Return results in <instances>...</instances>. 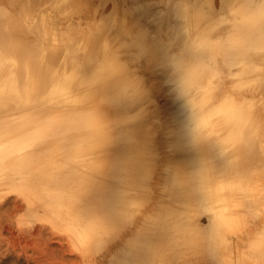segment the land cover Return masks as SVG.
<instances>
[{"label":"rangeland","instance_id":"obj_1","mask_svg":"<svg viewBox=\"0 0 264 264\" xmlns=\"http://www.w3.org/2000/svg\"><path fill=\"white\" fill-rule=\"evenodd\" d=\"M10 1H12L11 3H13V4H10L9 3ZM70 1H71V3H70ZM108 1H110V2L115 1L116 5H115V2H113L111 4L110 2L108 3ZM243 1L245 3H243ZM261 1L262 0H260V1L259 0L258 1L257 0H220L219 6H217L216 0H112V1L111 0H57L56 4H52L53 0H9L8 2H7V0H0V7L3 8L4 10H6L8 13H10L12 16L16 17L17 20L20 22V24L19 23H12L11 24L8 21H6L4 24L0 25V33L11 32L9 35H7L10 38L11 37L18 38V39L23 40L26 43L41 46V47H46L47 49H50L51 47H54V46H59L60 45L59 39L61 37H63L64 34L65 35L68 34L67 38L72 39L71 40L72 44L69 42L70 45L71 46L73 45V47L79 46V50L78 49H75V50L70 49V52L72 53V55H71V58L69 59V65H71V66L68 67V71L70 74H72L73 72L79 73L80 79H82L81 77L84 75L83 71L85 69V67L84 68L82 67V63L87 62V59H88L87 54L83 50V48H84L83 46H85V44L82 42V40H85L87 38V35H89L91 33V31H96L100 27V24L103 25L108 31H112L111 34L109 35V38L115 39L118 37V35L116 34L117 33V27H120V25L121 26L123 25V23H121V22H123V20L125 18L129 20V19L133 18L134 15L135 16L140 15L141 13H139V12H142V11L146 12L147 11L146 12L147 16H149V15L150 16L146 17L145 19L144 18L142 19V22L144 24H143V27H140V28H143L142 30H144L147 33V34L145 33L146 36H145V34L142 35L144 38L147 37L149 40V42L146 43L147 49L145 48V49H142L140 51L131 49L132 48L131 46L135 43L133 40H134V38L136 39V37H137V35L136 34L133 35V33H131V31L139 28L136 25V23L139 21H137V22L132 21V26L129 25L128 31L125 33H121L119 35L121 40L117 42V45H118V47H121V50H122L120 52V54H121L120 62L123 65V69H126L127 73H128L126 75H121V76L124 78L130 77L132 79H134L135 76L137 78H138V76L141 77V78H138V79H141V80H139L141 83H139V84L137 83L136 85L146 87L145 86V84H146L147 87H149V88H147V87L146 88L149 89V92H150L149 94L151 97V98H149V96H148L149 99L147 98V99H145V102H143V101L141 102L139 109H141L142 111L138 110V108H134L132 105H131L132 108L129 107V109L133 110V112H132L133 115L135 112L134 116H138V115L146 112V115H147L146 118L149 120L148 125L153 126L147 134V140L150 139V136H151L150 142H149V140H148L149 143L146 141L147 145L141 143L138 140H132L131 138L127 137L125 135V133L123 134V129L116 128L114 125V122L118 118L120 119L122 117L120 115H123V111L121 109L122 106L120 104L113 105L114 103H111V101L113 100V96H112V92L109 90L98 91L96 99L91 98V97L90 98H83V99H75L72 97V98H61L59 100V102H53V105H52L53 111L57 112L59 114V116H60V112H61L62 117H63V115L65 116V114L67 116L72 111L74 112V110L76 112H77V110L81 112V111H84V109L85 110L89 109L88 111L92 112L91 115L89 114V112L87 110L84 111V112H86L85 114H84V112H82V114H84L86 116V117L84 116L85 117L84 119H88V121L85 124L79 123V126L76 128V130L79 129V130H77V132H79L81 134V136L80 135L77 136L78 138L75 137L76 135L79 134V133L75 132L76 130L66 131L65 133H63L61 138H64V137L68 138V136H69L70 138L75 137V140L74 139L71 140L72 138L70 140H69V138H68V140H66L64 138V140L62 142L61 138H58L57 139L58 143H57L55 138H54L53 143L55 145L56 144L59 145L60 143H62L64 147L66 145L67 149H65L66 154H64V158L76 160L75 164L79 165L80 168L82 169V171L85 172V176H84L85 178L84 177H77L76 179L73 180V178L70 177V178H68V180L70 182L76 181V183L77 182L83 183V184H81L82 188H84V190L90 194L91 193L95 194L96 192L97 193L101 192L103 189L109 190L110 191L109 196L111 197V200H112V206L117 210L115 213L120 217V219L122 218V220H124V221L126 220V222H127L126 227L123 228L122 232L119 234V236L116 239H113V241L108 242V245L104 248L102 255H94L91 253L86 254V252L84 250H82L80 245L77 243L76 236L73 233V231L75 232V230L77 229L76 225L73 226L65 220L58 221V220L53 219V218L48 219L47 215L44 213V210H43L44 208L42 206H40L38 203L35 204V203H31L29 201L30 200L29 195L31 194V188L34 187L32 184H30V186L19 185L20 189L18 191L14 190V189L10 190L9 188L6 189L4 186H0V192H1L0 193V203H1L0 206H1V208L5 207V206L9 207V209H8L9 211L7 213L8 217L6 215L3 216V214H1L2 216L0 215V234H1L0 242H2V244L0 243V247L1 248H2V246H3V248L7 247V250L4 248V251H3V249L2 250L0 249V251H1L0 252V264H50V263L51 264H103L108 259L110 254L112 252H114L116 249H118L119 247H121L123 242L128 237L133 235L134 232H136V231H140V233L144 237L148 238V240L145 238V240H144L145 243L142 246L141 251H145V253H147V252H153L155 250H158L160 252V255H158L154 259H148V260L145 259L144 264H152V262L154 264H167L168 263L167 261L169 260V255H168V257H167V254L163 255L164 252L165 253H167V252L168 253H174L177 257H179L181 259H186L189 261L192 260L191 262H193V264H230L231 263L232 259H231V257H229V254L232 255L233 253H231L230 250H226V248H230L231 245H233L235 243V240L237 238H241L243 236H246L245 234L248 230L251 229L252 224L259 219L258 217L262 216V213H257V212H262L264 210V198H263L264 197V191H262V190H264V188H263L264 187V184H263L264 183L263 182L264 181V176H263L264 175V173H263L264 166L262 168H261V166L260 167L259 166L254 167V168L252 167L253 162H252V160H250L251 159L250 154H247L248 148L245 147V145H243V142H241V144L239 143L240 141H242V138H241V136L239 137V135H238V133H240V135H242L244 132V129H246L248 131L247 133H249L250 138L252 137L251 138L252 144L257 143L256 141H258V143H260V144H258V146H259L258 149L260 148L263 151V156H264V149H263L264 148V133H260V131H256L257 127H259V124L261 125L264 123V100L262 98L263 94H264L263 93L264 92V78L261 77L264 75L262 73V71H264V55H263L264 54V48H263L264 44L262 42L258 41V37H254L252 35H245L242 33L241 27L239 28L238 25L235 26V24L237 22L238 23L240 22V24L242 22L241 20H239V19H241L240 15L243 16V14H245L248 16L250 13H256V12L257 13L258 12L263 13L264 12V4L262 5V3L264 0L262 2ZM146 2L148 3V5ZM212 2L216 6H214L212 4ZM26 3H29V8H30L29 14L30 15L28 18H25V19L22 18L21 19L20 14H21L23 6L26 5ZM161 3H164V4H161ZM143 4H145V5H143ZM112 5L114 6V9L112 8L113 7ZM132 6H135V7H132ZM137 6L139 9L137 8ZM253 6H255V7H253ZM69 7H71V8H69ZM117 7H118V9H116ZM240 8H241V11H240ZM214 9H216V12ZM131 10L133 11V13ZM136 10H137V12H136ZM148 11H150V12H148ZM173 12L174 13L176 12V13L174 14ZM239 12H240V14H239ZM186 13H188L187 17H185ZM215 13H218V14L215 15ZM227 14H229V16ZM230 15H232V17H230ZM176 16H178V17H176ZM233 17H235V18H233ZM144 20H146V21H144ZM226 25H228V26L231 25V26H229L228 30H227L228 27H226ZM177 27L180 28L179 31H178ZM215 27H217V28L220 27L218 30L219 32L216 33L215 35L212 34L211 35L212 38H211L205 33V30L207 31L209 28L212 29ZM221 29H223L222 30L223 33H221L222 32ZM146 30H148V31H146ZM201 30H202V32H200ZM58 31H59V33H58ZM226 32H228V33H226ZM204 33L206 35H204ZM239 35L242 37H240ZM57 36H59L58 37L59 39L57 38ZM224 36L226 38H224ZM227 36H228V38H227ZM237 36H239V37H237ZM193 38H196V40ZM252 38L257 39V40H255V42H254V39H252ZM180 39L181 40L184 39L183 42L179 41ZM226 39H227V41H226ZM253 42L255 44H253ZM177 43H178V46H176ZM180 43L182 44V48H180L181 47ZM187 43H189L187 45V47L190 46V47H188L189 49L187 47H185ZM220 43H222V45ZM227 43H229V46ZM61 44H62V42H61ZM194 44H196V45H194ZM219 44L221 46H219ZM256 44H257V46L259 45V48L261 47L263 49H258V47H256ZM191 46H192V48H195V50L193 49L194 51L192 50ZM149 47H150V49H148ZM211 47H213V48H211ZM124 48H125V50H124ZM177 49L179 52H177ZM62 50H63V48H62ZM183 50H184V54H183ZM186 50H188V51H186ZM226 52H229V53L226 54ZM232 52H233V54H232ZM247 52H249L248 55H246ZM261 52H262V54H261ZM176 53H180L179 55H181V56L179 57V55H178L176 57L175 56V55H177ZM192 53H193V55H191ZM235 53H237V54L234 55ZM60 54L64 55L65 54L64 50L62 52L60 51ZM212 54H214V55H212ZM85 55H86V58H85ZM230 55L231 56L233 55L232 56L233 58ZM74 56H76V57H74ZM173 56H175L177 62H176L175 58L173 60L171 59ZM185 56H187L188 58ZM204 56H205V58H204ZM169 57H171V58H169ZM178 57H179V59H178ZM238 57L240 58L239 62H237ZM245 57L249 61H252L251 58L253 57L254 62L255 63L258 62V63H256V64L253 63L254 64V68H253V66H252L253 64H245L246 62H249ZM166 58H167V61H166ZM217 58H218V60H217ZM186 59L189 60L188 61L189 62V64H188L189 69L186 68V66H187ZM212 59H214V60H212ZM219 59H220V61H219ZM163 60L166 62V64L168 66L166 64L164 65ZM215 60L217 62H215ZM172 61H174L175 63ZM181 61L182 62L185 61V62H183L184 64L186 63L185 66H183V65L180 66V64L182 63ZM199 61H202L203 63H201ZM224 61H225V63H224ZM168 62H171V63L168 64ZM210 62H212V63L210 64ZM220 62H222V64H220ZM159 63H161V64H159ZM172 63H174V64H172ZM227 63L229 65L231 64L232 66L231 65L229 66ZM7 64L8 63H6L4 67H3V65L1 66L2 68L0 70V78L2 76L4 77L5 76L4 74H7L11 71L12 66L10 64L9 65H7ZM158 64H159V66H157ZM175 64H178V65L175 66ZM237 64H239V65H237ZM165 66H167V68H165ZM172 66L174 69L173 68L171 69ZM174 66L176 68H178V67H180V68L176 69ZM160 67H162L164 69H162ZM181 67L183 69L185 68L186 72H188V73H184L185 74V75H183V76H185L184 79H186L188 77V79L189 78L192 79L193 82L191 80H188V79H186L187 81L184 80L185 83H183L180 80L176 82V80L179 79V78H177L178 74L176 72H179ZM237 67H238V69H237ZM255 67H256V69H255ZM153 68H157V70L154 69L155 71H153V70H152L153 72L150 71V69H153ZM239 68L243 70L241 73H239V71H240ZM165 69L167 70V73H170V76L174 75L172 77V80L169 79L171 77L165 72L166 71ZM228 69H230V70H228ZM260 69H261V71H260ZM159 70H161V72L162 71H164V72L161 73ZM185 70H183V71L185 72ZM258 70L261 72V74H260L261 76L259 75ZM112 71H113V73L110 72L108 74V76H110V78H114V77L117 78L118 75H116L115 70H112ZM248 71L250 74L248 73ZM158 72L161 74H159ZM171 72H173V75ZM243 72H245V73H243ZM174 73H176L177 75ZM174 77H176L177 79L175 78V80H174ZM144 78H146L147 80ZM166 78H168V81H166L167 80ZM227 78L229 80H227ZM239 78H240V80H239ZM241 79L245 82H242ZM173 80L175 81V83L172 82ZM220 80H222V82ZM237 80H238V82L240 81V83H239L240 86L244 83L245 84L247 83L249 86L251 84V81H252V83L254 82L255 84H252L249 87L248 86L245 87L244 86L245 84H244L242 86V87H244V89L242 88V91H241V87H238L239 84H238ZM255 80L257 81V83ZM162 81H165L167 84H163L165 82H162ZM169 81H171V83H172L171 85H169V83H170ZM249 81H250V84L248 83ZM224 82H225V84H224ZM180 83H183V84L181 85ZM191 83H192V85H191ZM188 84H190V85H188ZM104 85L105 84H100V86H104ZM121 85H123V84L118 83V82L106 84L107 87L108 86L109 87L110 86L111 87L121 86ZM229 85L231 87H228ZM78 86H80V83L75 84L76 88ZM174 86L175 87L177 86V87L175 88ZM235 86H236V88H235ZM232 88H234V89H232ZM243 90H245V91H243ZM247 90H248V92H247ZM188 91H190V94L192 95V96H190L191 97L190 99L187 97L190 95ZM6 92L7 91L3 92L0 95V102H6L5 106L2 107V110L4 111L2 114H4L7 111L12 110L13 108H17V106L14 107V104H13L14 98L13 99L12 98H10V99L4 98L6 95ZM227 92H228V94H227ZM225 93L227 95H225ZM198 94H200V96ZM212 94H215V95H212ZM205 96L209 99L212 97L211 99L213 100V102L210 99L212 102L210 104V102H208L210 100L207 98L205 99ZM221 96L223 98H221ZM233 96L235 99L233 98ZM193 97H195V100L192 99ZM225 97H227L226 100H225ZM254 98H255V100L253 102L252 99H254ZM220 99H221V101H220ZM228 99L230 100V104H228V106H227L225 101L229 102ZM152 100L156 101V103L154 102L155 103L154 104ZM204 100L207 101L209 105ZM232 100L234 102H232ZM235 100L238 101V103H236V104H238L237 106L235 105V102H236ZM248 100L250 103L248 102ZM260 100H261V102H260ZM223 101H224V103H223ZM147 102H151L150 106H149V104H148V106H146ZM199 102L202 105V106L200 105V107H199L201 109L196 108V107H198L197 105ZM217 102H218V104H217ZM239 102H240V104H239ZM115 103H117V102H115ZM221 103L223 105H225V107L223 109L230 107L231 103H234L233 104L234 106L233 105L231 106L230 111H232V112L235 111V113L231 114L229 109L226 110L227 112H230V114L233 117L234 116L236 117V113H237V115L239 113H240V115L242 114V116L239 117L238 121L237 120L235 121V119L239 115L234 119H232L233 117L231 116L230 119L232 121L234 120L236 123H233L234 121L232 122L231 120L228 123V124H231V122H232L233 124H239V121L240 120L242 121L241 122L242 125L239 124V125H241V127L238 125L241 128V131H240L238 126L235 127L232 124V127L235 128L234 131L236 130L235 132H238L237 134L233 130L228 129L230 127V125H228L227 123L223 124L222 120L220 121L221 122L220 127L219 126L218 127L221 129L223 127H225L227 129L223 128V130L220 129L223 132H221L220 130H219V132H217L218 133L217 135L219 136V138L223 137V135H225L224 137H226L228 135L231 136V134H232V137H228V139H230V140H227V147L224 146L225 142L219 141L221 145L218 144L219 143L217 141L218 138L216 139L217 136L215 135L216 131H214V135H213L214 137H212L213 133H211V134L205 133L208 131L209 128L211 129V130H209L210 132L213 131L212 126H214V125L211 123V121H213L211 119H214L215 115H216L215 118L218 116V111L223 112V110L222 111L220 110L222 108ZM251 103H252L253 109L251 106L250 107L251 110H250V108L248 106H250ZM242 104H245L244 108L245 107H246V109L249 108L247 111H245V114H243L244 109L242 110V106H243ZM246 104H248V105H246ZM20 105H22V104H20ZM153 105H154V108H153ZM210 105H213V107L211 108ZM216 105L217 106L219 105V106L217 107ZM115 106H117V107H115ZM208 106L210 108H208ZM31 107H33V106H29V107H26L23 105L19 106V108L23 111H26ZM113 107H115V108H113ZM233 107H235V108L237 107V108L233 109ZM238 107L240 108V110H242L241 112H240V110H239V112L237 111ZM109 108H111V110ZM118 108H119V110H118ZM213 108H215L214 111L217 113L212 111ZM174 109H175V111H174ZM206 109H209V111L208 110L205 111ZM135 110H137V111H135ZM154 110H157V111H154ZM65 111H67L69 113L67 114ZM96 111H99V112H96ZM80 112L75 113V114L71 113V117H74V119H76L77 117H79L77 119H80V118L82 119L81 115H78V114H80ZM154 112L156 115L154 114ZM212 112H214V113H212ZM62 113H63V115H62ZM110 113H112V114H110ZM210 113H212L213 118H211L212 115ZM259 113H261V115ZM221 114L222 113H220V116H221ZM233 114H235V115H233ZM107 117H108V119H107ZM109 117L110 118L113 117L112 120L110 119V122H109ZM241 117L242 118L244 117V119H240ZM100 119H101V121H100ZM122 119L123 118H121V120H119V122L124 121ZM217 120L219 121V119H217ZM243 120L245 121V125H243ZM209 121L211 123V127H209L210 126L208 123ZM227 121H229V120L227 119ZM260 121H261V123H260ZM95 122L96 123L98 122L99 124L97 123V125L95 126V124H96ZM175 122L178 125L180 123L181 127H179L177 125L176 126L177 128H175L173 130L172 127L175 124ZM88 123H91L92 127H90V124L88 125ZM92 123L94 126L92 125ZM101 123H103V125ZM226 124L228 126H226ZM86 125L89 126V127L88 126L87 127L90 130L88 128H86ZM203 126H205V129H207V131L204 130L205 131L204 132L203 129L200 130ZM244 126H246V128ZM80 127L83 129H81ZM242 127H244V128H242ZM91 128H93V129L91 130ZM171 128L173 131H171ZM218 129H216V130H218ZM95 130H97V131H95ZM228 130L230 131L231 134L228 132L229 134L227 133L228 134L227 135L225 133ZM81 131H84L86 133V135H84L85 133L84 134L81 133ZM87 131H91V132H89V135H88ZM112 131H115V132L112 133ZM224 131H225V133H224ZM70 132H73V133L75 132L74 135L75 134L76 135L71 136L73 133L71 134ZM233 132L235 133L234 136H233V134H234ZM257 132H258V134H256ZM116 133H118V134H116ZM183 133H185V134H183ZM64 134H66V135L68 134L67 137ZM82 135H84L85 137ZM152 135H153V137H152ZM201 135L202 136L204 135V137L207 139H208V136L210 135L211 138L209 136V140L211 141V143L215 140V143H216L215 144V150H214V147L210 146L213 149H211L209 147L210 148V154L209 155H211V156H208V154L206 152L207 150L205 151V149H207V147H205V145L207 143L206 144L203 143V142H205L206 139L202 138ZM236 135H238V136H236ZM257 135H259V137H257L259 139H256ZM108 137H109V139H108ZM167 137H170V138H167ZM183 137H185V138H183ZM238 137L240 138V141H239ZM105 138H106V140H105ZM213 138H215V139H213ZM189 139H191V140H189ZM223 139H224L223 141H226L227 137L223 138ZM237 139L239 142L237 141ZM59 140H60V142H59ZM171 140H172V142H170ZM221 140H222V138H221ZM99 141H101L102 143ZM110 141H112L113 143ZM130 141L133 144H131ZM132 141L137 142L136 144L138 146ZM197 141H198V143H197ZM105 142H106V145L108 144L107 147H105L106 146L104 144ZM109 142L112 144H110ZM168 142H170V143H168ZM90 143H94V144H90ZM201 143H202V146L200 145ZM211 143L209 142V144H211ZM51 144L52 143H50V145ZM99 144H101V145H99ZM261 144H262V147H261ZM69 145H70V147H69ZM86 145H89V146L91 145V147L88 146L89 148L87 147V149H86V147H85ZM95 145H97V146H95ZM198 145H200V146L198 147ZM203 145H204L205 149L203 148ZM232 145L234 146V150L232 149L233 151H231L232 147H230ZM80 146L83 147V149H76V148H79ZM128 146H130V147H128ZM207 146H209V145H207ZM218 146H224V148H221ZM94 147H96V148H94ZM217 147H218V149H217ZM153 148H155V149H153ZM219 148H221L220 150H221V152H223V157H222L223 159H220L219 155H217L218 156L217 159H215V157H214V155L217 154L215 152H218ZM226 148H229L228 153H227ZM91 149L93 150L94 153L90 152ZM199 149L200 150L202 149V150H204V152H206V155H204V156L206 158H208L207 160H205V158L202 156L204 152L202 150H201L202 153L199 152ZM196 151H198L199 153H197ZM213 151H214V154H213ZM208 153H209V151H208ZM224 153H225V155H227L226 157L228 158V160H227V158L224 157ZM110 154H112V155H110ZM218 154H220V152H218ZM185 155H187V156H185ZM228 155L230 157H228ZM81 156H83V157H81ZM84 156H85V159H84ZM102 156H104V157H102ZM181 156H183V157H181ZM201 156H202V158H201ZM234 156H236L238 158H236ZM209 157H210V160H209ZM90 158H91V160H89ZM146 158H148V160ZM181 158L183 160H181ZM229 158H232V160L229 161ZM235 158H236V160L239 159V161L237 162L236 160H234ZM93 160H94V162H93ZM145 160L147 161L146 163L144 162ZM217 160H219V161L225 160L228 162H225V161L219 162ZM102 161L104 163H102ZM212 161H214V162H212ZM98 162L101 164H99ZM206 162H207V165H206ZM186 163H187V166H186ZM198 163H200V164H198ZM202 163H204V164H202ZM214 163H215L216 167L212 166ZM226 163H228V164L230 163L229 168H228V164H226ZM173 164H176V165H173ZM178 165L181 168L180 172L181 173L184 172V174L180 175V172L178 173V170L177 171L175 170V172H173V173L170 171V170H172V168L178 169V167H177ZM202 165H203V167H202ZM102 166L105 168H103ZM182 167H184L185 169ZM101 168H103V169H101ZM222 168H224V171L225 170L226 171L224 172ZM231 168H232V170H231ZM115 169H120L121 172H116ZM194 169H196V170H194ZM219 169L221 171H218ZM241 169L243 170V172ZM127 171H130L131 174L135 173V175H144V176L150 175V178L152 177L149 180L150 191L149 192H142V193L138 192V193L132 195V197H129L131 200L128 199L126 197V195L122 196V193L118 194L117 192H114L112 190V189H115L114 185H116L117 183L119 184L124 180L125 181L127 180V179L122 178V172L124 173ZM215 171L218 172L219 174H217ZM49 172L52 174L53 177H55V175L57 173H59V171L57 169H51V170L49 169ZM196 172L197 173L200 172V173L196 174ZM193 173L195 174L194 178H193V176H194ZM209 173H210V175H209ZM220 173H223V174L220 175ZM224 173H226L227 175H225ZM87 175L90 177L87 178L86 177ZM198 175H200V176H198ZM213 175H215V177L218 180L215 179V177H213ZM218 175H220V176H218ZM222 175L224 177L225 176H227V177L224 178ZM210 177H211V179H209ZM243 177H244V179H242ZM81 178L83 179V181ZM180 178H182V179H180ZM220 178L223 179V181H221ZM262 178H263V180H262ZM191 179H192V181H191ZM257 179L258 180L260 179L262 181L259 180V182H257L258 181ZM15 180H16L15 182L20 181L18 178ZM211 180L212 181L214 180V181L212 182ZM227 180H230V181H227ZM242 180H245L244 181L245 183H243ZM198 181H199V183H198ZM235 181L238 184L237 187H235L237 184L236 185L233 184V183H235ZM240 181L242 183H240ZM246 181H248L249 183H247ZM230 182H232V183H230ZM255 182H257L258 184ZM202 183H204V185H202ZM212 183L216 184V185H212ZM168 184H169V187H168ZM91 185H92V187H91ZM205 185L210 187V188L207 189L208 187H206ZM218 185L220 186V188ZM239 185H240V187H239ZM241 186H243L244 189L243 188L241 189ZM252 186H254V188ZM260 186H262V187H260ZM71 187L76 188L75 186H71ZM258 187H260V189ZM202 188L204 190L206 189L208 193L207 192L205 193L206 190L203 192ZM251 188H253V190L258 188L257 189L258 192H257V190L252 191ZM175 189H176V191H175ZM189 189H191V190H189ZM225 189H227L228 191ZM245 189L248 190V192L247 191L245 192ZM214 190H215V192H214ZM259 190L261 191V193ZM180 191L183 193H181ZM211 191H212V193H211ZM221 191H222V193H224L223 195H222ZM231 192H232V194H231ZM190 193H191V195H190ZM216 193H218V194H216ZM233 193H235V194L233 195ZM12 195L17 197V202L19 200L21 201V202L19 201V203H17V206L13 205L14 202L11 201L12 200L11 198H13ZM25 195H26V197H25ZM76 196H77V193H76ZM205 196H206V198L207 197L208 198L205 199ZM217 196L219 198V201L217 199ZM20 197H22L24 199H21ZM6 198H7V200H6ZM233 198H235V199H233ZM244 198H245V200H244ZM144 199H145V201H144ZM216 199H217V201H215ZM240 199H242V201H241L242 203L240 202ZM9 200L12 203H10ZM14 200H15V198H14ZM126 200H128V201H126ZM235 200L236 201L238 200V201H237L236 207L233 208L235 206V204H234L236 202ZM3 201H5L4 202L5 204L3 203ZM6 201L8 203H6ZM84 201H86V200H84ZM133 201H135V203ZM205 201H206V203H205ZM223 201L225 203H223ZM24 202H25V204H24ZM2 203H3V205H2ZM141 203L143 206L141 205ZM218 203H219V205L221 203V206H218ZM241 204H244V205H241ZM139 205H141L142 207ZM227 205H229V207ZM238 205L240 206V208L237 207ZM252 205L254 206V208ZM202 206H203V208H202ZM230 206H233V207L230 208ZM255 206H258L260 209L258 207H256V209H255ZM132 207L134 209L131 212L132 216L129 218V216L127 217L129 212L127 213L126 209L128 211ZM1 208H0V212L2 213ZM10 208H13V209L10 210ZM137 208L139 210H137ZM178 209H179V211H178ZM214 209H216V210L219 209L217 212H219V213L221 212L220 214L218 213L219 219L217 218V220L215 218V217H217V214H216L217 212L215 213L216 210H214ZM239 209H241V210H239ZM34 210H35V212H34ZM224 210H225V212H224ZM244 210L246 212V215H243V213H245ZM31 212H32V214H31ZM234 212L236 215L234 214ZM239 212L242 214H239ZM12 213H14L15 216ZM23 213H24V215H23ZM230 213H232V214H230ZM221 214H224V216H225L224 218L222 217L223 219L220 218L222 216ZM214 215H216V216H214ZM230 215H231V218L228 217ZM245 216H247V218H245ZM238 217H240V218L237 219ZM11 218H12V220H11ZM224 220H225V223H224ZM231 220H232L231 223L230 222L226 223V221H231ZM247 220H248V222H247ZM217 221H220V222L222 221V223L220 224ZM33 223L35 224V226ZM214 224H215V226H213ZM223 224H224V226L226 224H227L226 226H229V225L231 226L234 224L233 226H235V227L234 228H232L233 226H231V227L225 226L224 227V226H222ZM141 226H142V228H139ZM147 226H148V228H147ZM38 227H40V229L41 228L42 229L39 230ZM46 227H48L49 229ZM216 227H219V228H216ZM221 228L223 231H221ZM224 228H227L228 231L230 232L229 234H227L228 236H226L225 231H227V230H225ZM235 228H236L237 232H236V230H234ZM43 229L46 231V233H44ZM216 229H219V230H216ZM37 230L39 232H41V231L42 232L37 235V233H38ZM47 230H48V232H50L52 234L51 236L47 235V236H50L51 239H49V237L46 238L47 236L44 235V234L48 233ZM54 230H56V231H54ZM156 230H158V232ZM230 230H232V231H230ZM228 231H227V233H228ZM175 232H177V233H175ZM222 233H224V234L221 235ZM5 234H7L8 236ZM41 234L45 236V237L42 236L44 238V240L46 238V240L49 239V241L45 242L43 240V238L41 237ZM155 234H156V236H155ZM39 235H40V237H39ZM174 235H176V237ZM159 236H161V237H159ZM61 237H63V238H61ZM156 237L160 238V240H158ZM177 239H178V241H177ZM58 240H60V241H58ZM68 240H70V241H68ZM157 240L159 242H157ZM168 240L171 242L174 241L173 245ZM192 240H194V241H192ZM225 240L227 242L229 240L228 244ZM195 241H196V243H195ZM36 242H38V243H36ZM43 242H45V243L43 244ZM176 242H177V244H176ZM180 242H183V243H180ZM192 243H194V244H192ZM37 244H40V245H37ZM178 245H179V247H177ZM190 245H192L193 248ZM24 246H26V247H24ZM173 246H174V248H173ZM43 248H46V249H43ZM175 248H177L176 251H175ZM54 250H55V252H54ZM61 250L63 252H61ZM161 251H162V253H161ZM222 251L224 252L223 257H221L220 261H218L219 259L217 260V259H215V257L217 256V258H219L218 255H220V253L222 255V253H223ZM47 252L48 253L51 252V253L48 254ZM240 253H241V251H240ZM211 254H213V256ZM241 256H243V255L240 254L239 258ZM163 257H164V259H163Z\"/></svg>","mask_w":264,"mask_h":264},{"label":"bare ground","instance_id":"obj_2","mask_svg":"<svg viewBox=\"0 0 264 264\" xmlns=\"http://www.w3.org/2000/svg\"><path fill=\"white\" fill-rule=\"evenodd\" d=\"M9 0H7L8 2ZM112 1V0H111ZM258 1V0H257ZM260 1V0H259ZM263 1V0H262ZM261 1V2H262ZM12 1H10L9 3L10 4H13L11 3ZM110 1H108L109 3ZM115 2V1H113ZM113 2H110L111 4ZM260 2V3H261ZM57 3V0H53V3L52 4H56ZM64 3V2H63ZM71 3V1H70ZM107 3V4H108ZM147 3V2H146ZM150 3V2H149ZM243 3H245L243 1ZM62 4V3H61ZM161 4H164V3H161ZM160 4V5H161ZM212 4L214 5V3L212 2ZM264 4V1L262 3V5ZM68 5V4H67ZM115 5H116V2H115ZM145 5V4H143ZM148 5V3H147ZM240 5V4H239ZM238 5V6H239ZM243 5V4H242ZM245 5V4H244ZM70 6V5H69ZM113 6V5H112ZM216 6V5H214ZM237 6V7H238ZM247 6V5H246ZM4 7V6H3ZM132 7H135V6H132ZM145 7V6H144ZM147 7V6H146ZM244 7V6H243ZM251 7V6H250ZM255 7V6H253ZM71 8V7H69ZM114 9V6L112 7ZM138 8V6H137ZM136 8V9H137ZM118 9V7L116 8ZM139 9V8H138ZM147 9V8H146ZM234 9V8H233ZM29 3H26V5L23 6L22 8V11H21V14H20V18L22 19H25V18H28L29 17ZM57 10V9H56ZM64 10V9H63ZM144 10V9H143ZM215 12H216V9H214ZM219 10V9H218ZM228 10V9H227ZM132 11V10H131ZM240 11H241V8H240ZM137 12V10H136ZM147 12V11H146ZM145 11H142V12H139L141 13L140 15L138 16H135L131 19H124L123 22V25L120 27H117V35L118 37L115 38V39H112V38H109V35L111 34L112 31H108L103 25L100 24V27L96 30V31H91V33L89 35H87V38L85 40H82V42L85 44V46H83V50L85 51V53L87 54V62L85 63H82V67L84 69L83 73L84 75L81 77L82 79H80L79 77V73H75L73 72L72 74L69 73L68 71V67L71 66L69 65V59L71 58V55L72 53L70 52V49H78L79 50V46H76V47H73V45L71 46L70 43L72 44L70 38H67L68 34H64L63 37H61L60 39L58 38L59 36H57V38L59 39L60 41V45L59 46H54V47H51L50 49H47L46 47H41V46H37V45H32V44H29V43H26L24 42L23 40L21 39H18V38H13V37H9L7 35H9L11 32H7V33H0V70H1V66L3 65V67L5 66L6 63H8L7 65H11L12 66V69L9 73L7 74H4L5 76L1 77L0 78V95L7 91L6 92V95H5V99H10V98H14V107L17 106V108H13L12 110L10 111H7L5 112L4 114H2L4 111L2 110V107L5 106L6 102H0V186H4L6 189H14L16 191H18L20 188H19V185L21 186H30V184H32L34 187L31 188V194L29 195V201L31 203H38L40 206H42L43 210H44V213L47 215L48 219H56L58 221H67L69 222L71 225H76L77 229L75 230V232L73 231V233L75 234L76 236V241L77 243L80 245L81 249L84 250L87 253H91V254H94V255H102L103 253V250L104 248L108 245V242L109 241H113V239H116L119 234L122 232L123 228L126 227V220H122V218L120 219V217L115 213L117 210L112 206V200H111V197L109 196V190L107 189H103L101 192H96L95 194L94 193H87L84 188H82V185L83 183H80V182H70L68 180V178H73L76 179L77 177H84L85 176V172L82 171V169L80 168L79 165H76L75 162L76 160L74 159H66L64 158V154H66V150L67 147L65 145V147L63 146L62 143H60L59 145H55L53 143V139L55 138L56 142H57V139L58 138H61L63 133H65L66 131H74L76 130V128L79 126V123H86L88 121V119H84L86 116L84 115L86 112L84 111H88L89 109H84V111H78L77 112L74 110V112L72 111L71 113H78L80 112V114L78 115H81L82 119H77L79 117H77L76 119H74V117H71V113L65 111L68 115L65 116L63 115V117L61 116V112H60V116L57 112L53 111V102H59V100L61 98H75V99H83V98H97V93L98 91L100 90H109L112 92V96H113V100L111 101V103H114L113 105H117V104H120L122 106V111H123V115H120L122 116L121 118H123L122 122H119V120H121V118L119 119H115L116 121L114 122V125L116 128H121L123 129V134L125 133V135L129 138H131L132 140H138L140 141L141 143L143 144H146V141L150 142L151 140V136H150V139L147 140V134L149 132V130L153 127L151 125H148V119L146 118V112L145 113H142L138 116H134L135 115V112H134V115L132 114L133 110L132 109H129V107H131V105L134 107V108H138V110H141L139 109V106L141 105V102H145V99L148 98H151L150 97V92H149V87H147V85L145 84V86L147 87H144V86H139V85H136L137 83H141L139 80L141 79H138V78H141L139 77L138 75V78L134 77V79L130 78V77H122L121 75H126L128 74L127 73V70L126 69H123V65L122 63L120 62V57H121V54L120 52L122 51L121 50V47H118L117 45V42L121 40V38L119 37V35L121 33H125L128 31V28H129V25L132 26V21H139L136 23V25L139 27L137 29H134L131 31V33H133V35H137L136 39L134 38V44L131 46L133 50H142V49H145L146 48V43L149 42L148 38H144L142 35L145 34L146 32L144 30H142L143 28H140V27H143V22H142V19L146 18V17H149L147 16V13ZM150 12V11H148ZM229 12V11H228ZM133 13V11H132ZM174 13V12H173ZM176 13V12H175ZM174 13V14H175ZM135 14V13H134ZM138 14V13H137ZM218 14V13H215V15ZM240 14V12H239ZM214 15V16H215ZM220 15V14H219ZM224 15V14H223ZM229 16V14H227ZM188 16V13L185 14V17ZM152 17V16H151ZM178 17V16H176ZM222 17V16H221ZM230 17H232V15H230ZM239 17V16H238ZM241 20V24L240 22L235 24V26H239V28L241 27V30H242V33L245 34V35H252L254 37H258V41L262 42L264 44V12H256V13H250L248 16L243 14L240 15ZM184 18V17H183ZM235 18V17H233ZM150 19V18H149ZM148 19V20H149ZM216 19V18H215ZM147 20V21H148ZM177 20V19H176ZM231 20V19H230ZM6 21H8L9 23H19L20 22L17 20L16 17L12 16L10 13H8L6 10H4L3 8L0 7V25L4 24ZM146 21V20H144ZM232 21V20H231ZM234 23V22H233ZM232 25V24H231ZM229 25V26H231ZM206 26V25H205ZM229 26L226 25L227 30L229 29ZM221 27V26H220ZM219 27V28H220ZM148 28V27H147ZM219 28L215 27V28H209L207 31L205 30V33L212 38V34L215 35L216 33H218L219 31ZM178 31L180 30V28H178ZM204 29V28H203ZM232 29V28H231ZM223 29H221L222 31ZM237 30V29H236ZM61 31V30H60ZM63 31V30H62ZM148 31V30H146ZM176 31V30H175ZM226 31V30H225ZM202 32V30L200 31ZM234 32V31H233ZM13 33V32H12ZM59 33V31H58ZM204 33V35H206ZM223 33V31L221 32ZM225 33V32H224ZM228 33V32H226ZM236 33V32H235ZM147 34V33H146ZM145 34V36H146ZM220 35V34H219ZM89 36V37H88ZM229 36V35H228ZM227 36V38H228ZM231 36V35H230ZM233 36V35H232ZM240 36V35H239ZM237 36V37H239ZM236 37V38H237ZM242 37V36H240ZM224 38H226L224 36ZM235 38V39H236ZM196 40V38H193ZM214 39V38H213ZM245 39V38H244ZM254 39V38H252ZM184 39H180L179 41L183 42ZM194 40V41H195ZM229 40V39H228ZM234 40V39H233ZM255 40L257 39H254V42ZM227 41V39H226ZM62 42V44H61ZM70 42V43H69ZM186 42V41H185ZM223 42V41H222ZM229 42V41H228ZM253 42V44H255ZM190 43V42H189ZM187 43L185 47H187V45L189 44ZM194 43V42H193ZM226 43V42H225ZM215 44V43H214ZM222 45V43H220ZM219 44V46H221ZM228 46H229V43H227ZM247 44V43H246ZM251 44V43H250ZM196 45V44H194ZM198 45V44H197ZM176 46H178V43L176 44ZM180 48H182V44L180 43ZM218 46V45H217ZM226 46V45H225ZM255 46V45H254ZM190 47V46H188ZM187 47V48H188ZM241 47V46H240ZM256 47H258V49H263L264 48V45H263V48H259V45L257 46L256 44ZM65 52V54L61 55L60 54V51L62 52L63 50ZM87 48V49H86ZM186 48V49H187ZM192 48V46H191ZM213 48V47H211ZM217 48V47H216ZM147 49V48H146ZM150 49V47L148 48ZM189 49V48H188ZM195 50V48H192V50ZM125 50V48H124ZM176 50V49H175ZM193 50V51H194ZM198 50V49H197ZM244 50V49H243ZM172 51V50H171ZM188 51V50H186ZM191 51V50H190ZM206 51V50H205ZM215 51V50H214ZM223 51V50H222ZM246 51V50H245ZM250 51V50H249ZM176 52V51H175ZM177 52L178 49H177ZM196 52V51H195ZM203 52V51H202ZM258 52V51H257ZM190 53V52H189ZM229 53V52H226V54ZM249 52H247L246 55H248ZM177 55H175L176 57L180 54V53H176ZM183 54H184V50H183ZM199 54V53H198ZM215 54V53H214ZM212 54V55H214ZM233 54V52H232ZM237 53H235L234 55H236ZM243 54V53H242ZM251 54V53H250ZM253 54V53H252ZM258 54V53H257ZM262 54V52H261ZM193 55V53L191 54ZM211 55V54H210ZM240 55V54H239ZM244 55V54H243ZM259 55V54H258ZM264 55V54H263ZM262 55V56H263ZM175 56H173L171 58L172 60L175 58ZM181 55H179L180 57ZM184 56V55H183ZM227 56V55H226ZM231 56V55H230ZM233 56V55H232ZM231 56V57H232ZM76 57V56H74ZM168 57V56H167ZM178 57V59H179ZM187 57V56H185ZM210 57V56H209ZM230 57V58H231ZM236 57V56H235ZM243 57V56H242ZM85 58H86V55H85ZM168 58V59H169ZM182 58V57H181ZM184 58V57H183ZM188 58V57H187ZM205 58V56H204ZM211 58V57H210ZM233 58V57H232ZM246 58V57H245ZM185 59V58H184ZM194 59V58H193ZM202 59V58H201ZM239 57H238V61L239 62ZM247 59V58H246ZM250 59V58H249ZM170 60V59H169ZM168 60V61H169ZM176 60V58H175ZM174 60V61H175ZM182 60V59H181ZM214 60V59H212ZM218 60V58H217ZM248 60V59H247ZM246 60V61H247ZM252 61H249V62H246L245 64H253L255 63L254 60H253V57L251 58ZM166 61H167V58H166ZM172 61V62H174ZM187 61V66L186 68H188V64H189V60L186 59ZM220 61V59H219ZM226 61V60H225ZM224 61V63H225ZM236 61V60H235ZM243 61V60H242ZM256 61V60H255ZM164 62V65L166 64V62L163 60ZM177 62V60H176ZM180 62V61H179ZM178 62V63H179ZM182 62V61H181ZM185 62V61H183ZM182 62V63H183ZM196 62V61H195ZM201 63H203L202 61H199ZM198 62V63H199ZM215 62H217L215 60ZM171 63V62H168V64ZM175 63V62H174ZM172 63V64H174ZM180 64L185 66V64ZM191 63V62H190ZM197 63V62H196ZM209 63V62H208ZM212 62H210L211 64ZM243 63V62H242ZM258 63V62H256ZM255 63V64H256ZM71 64V63H70ZM161 64V63H159ZM159 64L157 66H159ZM171 64V65H172ZM209 64V65H210ZM220 64H222V62H220ZM228 64V63H227ZM226 64V65H227ZM167 65V64H166ZM178 64H175V66H177ZM224 65V64H223ZM229 65V64H228ZM231 65V64H230ZM229 65V66H230ZM239 65V64H237ZM259 65V64H258ZM163 66V65H162ZM168 66V65H167ZM167 66H165V68H167ZM174 66V67H175ZM232 66V65H231ZM248 66V65H247ZM251 66V65H250ZM253 68H254V64L252 65ZM251 66V67H252ZM8 67V66H7ZM154 67V66H153ZM156 67V66H155ZM164 67V66H163ZM228 67V66H227ZM241 67V66H240ZM152 68V67H151ZM162 68V67H160ZM159 68V69H160ZM173 68V66L171 67V69ZM176 68V67H175ZM180 68V67H178ZM176 68V69H178ZM217 68V67H216ZM242 68V67H241ZM154 69L157 70V68H153V69H150V71H155ZM164 69V68H162ZM174 69V68H173ZM175 69V70H176ZM189 69V68H188ZM238 69V67H237ZM240 69V68H239ZM252 69V68H251ZM256 69V67H255ZM258 69V68H257ZM263 69V68H262ZM112 70H115V73L117 76L114 77V78H110V76H108V74L111 72L113 73ZM166 70V69H165ZM170 70V69H169ZM168 70V71H169ZM181 70V71H180ZM179 70V72H176L178 74L177 78H179L177 81H182L183 83H185V81H187L186 79H188V77L186 79H184L185 75L184 73H188L186 72L185 68L183 69L181 67V69ZM185 70V72L183 71ZM230 70V69H228ZM254 70V69H253ZM152 71V72H153ZM161 72V70H159ZM224 71V70H223ZM237 71V70H236ZM243 70L240 69L239 73H241ZM257 71V70H256ZM259 71V70H258ZM261 71V69H260ZM259 71V75L261 74V72ZM164 71H162L161 73H163ZM167 73V70L165 71ZM82 73V72H81ZM156 73V72H155ZM159 73V72H158ZM159 73V74H161ZM172 75H173V72H171ZM174 73V74H176ZM245 73V72H243ZM249 73V71H248ZM247 73V74H248ZM262 73L264 74V71H262ZM169 76H170V73H167ZM176 74V75H177ZM230 74V73H229ZM235 74V73H234ZM250 74V73H249ZM166 75V74H165ZM175 75V76H176ZM227 75V74H226ZM158 76V75H157ZM174 76V75H173ZM173 76H170L172 80V77ZM237 76V75H236ZM250 76V75H249ZM258 76V75H257ZM261 76V75H260ZM155 77V76H154ZM164 77V76H163ZM167 77V76H166ZM234 77V76H233ZM240 77V76H239ZM247 77V76H246ZM252 77V76H251ZM254 77V76H253ZM264 78V75L261 76ZM168 78H166L168 81ZM176 77H174V80H175ZM176 78V79H177ZM224 78V77H223ZM243 78V77H242ZM248 78V77H247ZM259 78V77H258ZM146 79V78H144ZM246 79V78H245ZM261 79V78H260ZM143 80V79H142ZM147 80V79H146ZM172 81L173 83H175V81ZM185 80V81H184ZM188 80H191L193 82L192 79H188ZM225 80V79H224ZM227 80H229L227 78ZM233 80V79H232ZM240 80V78H239ZM242 80V79H241ZM248 80V79H247ZM151 81V80H150ZM156 81V80H155ZM158 81V80H157ZM222 82V80H220ZM219 81V82H220ZM256 81V80H255ZM259 81V80H258ZM114 82H118V83H122L123 85L121 86H113V87H107L106 84H109V83H114ZM143 82V81H142ZM162 82H165V81H162ZM170 82V83H169ZM169 85H171V81H169ZM234 82V81H233ZM238 82V80H237ZM236 82V83H237ZM242 82H245L242 80ZM247 82V81H246ZM76 83H80V86H78L77 88L75 87V84ZM135 83V84H134ZM145 83V82H144ZM143 83V84H144ZM183 83H180L181 85ZM195 83V82H194ZM240 83V81L238 82V84ZM250 84V81L248 82ZM257 83V81H256ZM100 84H105L104 86H100ZM163 84H167L166 82L163 83ZM225 84V82H224ZM228 84V83H227ZM245 84V83H244ZM244 84H242L240 86V84L238 85V87H241V91H242V88L244 89V87H242ZM255 84L254 82L252 83L251 81V84ZM162 85V84H161ZM190 85V84H188ZM192 85V83H191ZM231 85V84H230ZM228 86V87H231V86ZM236 85V84H235ZM249 85V86H250ZM180 86V85H179ZM224 86V85H223ZM245 87L248 86V84L246 83L244 85ZM248 86V87H249ZM162 87V86H161ZM175 87V86H174ZM177 87V86H176ZM175 87V88H176ZM193 87V86H192ZM197 87V86H196ZM195 87V88H196ZM164 88V87H163ZM223 88V87H222ZM236 88V86H235ZM174 89V88H173ZM172 89V90H173ZM194 89V88H193ZM231 89V88H230ZM234 89V88H232ZM200 90V89H199ZM225 90V89H224ZM229 90V89H228ZM170 91V90H169ZM175 91V90H174ZM196 91V90H195ZM245 91V90H243ZM184 92V91H183ZM189 94H190V91H188ZM187 92V93H188ZM197 92V91H196ZM218 92V91H217ZM220 92V91H219ZM248 92V90H247ZM262 92V91H261ZM170 93V92H169ZM201 93V92H200ZM215 93V92H214ZM264 93V92H263ZM228 94V92H227ZM225 93V95H227ZM240 94V93H239ZM247 94V93H246ZM252 94V93H251ZM186 95V94H185ZM188 95V94H187ZM197 95V94H196ZM200 96V94H198ZM211 95V94H210ZM212 95H215V94H212ZM221 95V94H220ZM152 96V95H151ZM184 96V95H183ZM190 96H192L191 94L189 96H187L189 99L191 98ZM209 96V95H208ZM229 96V95H228ZM232 96V95H231ZM198 97V96H197ZM202 97V96H201ZM211 97V96H210ZM250 97V96H249ZM148 98V99H149ZM207 97L205 96V99ZM212 98V97H211ZM210 98V99H211ZM221 98H223L221 96ZM227 97H225V100H226ZM229 98V97H228ZM232 98V97H231ZM234 98V96H233ZM232 98V99H233ZM237 98V97H236ZM239 98V97H238ZM263 100H264V94H263ZM192 99L195 100V97H193ZM197 99V98H196ZM199 99V98H198ZM209 99V98H207ZM209 99V100H210ZM230 99V98H229ZM228 99V100H229ZM235 99V98H234ZM243 99V98H242ZM151 100V99H150ZM155 100V99H154ZM168 100V99H167ZM193 100V101H194ZM212 100V99H211ZM210 102V104L213 102ZM215 100V99H214ZM224 100V101H225ZM255 98L252 99V101L254 102ZM153 101V100H152ZM151 101V102H152ZM198 101V100H197ZM205 101V100H204ZM221 101V99H220ZM223 101V103H224ZM236 101V100H235ZM242 101V100H241ZM117 102V103H115ZM151 102H147L146 103V106H150ZM156 103V101H153V103ZM203 102V101H202ZM207 104L208 102L205 101ZM232 102H234L232 100ZM244 102V101H243ZM247 102V101H246ZM249 102V100H248ZM252 102V103H253ZM261 102V100H260ZM259 102V103H260ZM154 103V104H155ZM200 103V102H199ZM198 103V107L196 108H199L201 103L199 104ZM225 103L227 104H230V100L229 102H226ZM238 101L235 102V105L237 106L238 104ZM250 103V102H249ZM248 103V104H249ZM252 103L250 104V106H248L249 108L252 106ZM22 104L23 106H26V107H29V106H33L31 108H29L28 110L26 111H23L19 108V106H22L20 105ZM106 104V103H105ZM192 104V103H191ZM218 104V102H217ZM222 104V103H221ZM234 103H231V106L233 105ZM240 104V102H239ZM246 104V105H248ZM209 105V104H208ZM214 105V104H213ZM213 105H210L211 108L213 107ZM220 105V104H219ZM218 105V106H219ZM242 110L244 109V113L245 114V111H247L249 108L246 109V107L244 108V105L245 104H242ZM111 106V105H110ZM109 106V107H110ZM202 106V105H201ZM206 106V105H205ZM217 106V105H216ZM215 106V107H216ZM217 106V107H218ZM230 106V105H229ZM230 107L226 108V109H223L225 107V105H221V111L223 110V112H220L218 111V116L215 118L214 116V119H211L213 121H211V123L214 125L212 126V129L213 131L210 132L209 130H211L210 128L208 129H205V126H203L200 130L203 129V131H207L205 133H213L212 134V137H214V131H216V139L217 141L219 142H225L224 146L227 147V140H230L228 139V137H232V134L230 133V131L228 130L226 133L224 131L225 134H227L228 132L231 134L226 136L227 139L226 141H223L224 139L223 138H226L224 137L225 135H223L222 140L221 138H219V136L217 135L219 132V130L221 128L220 127V121L222 120V123L225 124V123H229L230 122V118H231V114L232 113H235L230 111ZM234 106V105H233ZM107 107V106H106ZM117 107V106H115ZM113 107V108H115ZM128 107V108H127ZM144 107V106H143ZM241 107V106H240ZM105 108V107H104ZM103 108V109H104ZM132 108V107H131ZM146 108V107H145ZM144 108V109H145ZM153 108H154V105H153ZM152 108V109H153ZM157 108V107H156ZM175 108V107H174ZM203 108V107H202ZM206 108V107H205ZM208 108H210L208 106ZM235 107H233L234 109ZM237 108V107H236ZM235 108V109H236ZM111 110V108H109ZM143 109V110H144ZM201 109V108H199ZM198 109V110H199ZM215 108H213L212 111H214ZM229 109V111L231 112H227L226 110ZM246 109V110H245ZM252 109H253V106H252ZM256 109V108H255ZM91 110V109H90ZM102 110V109H101ZM119 110V108H118ZM132 110V111H131ZM209 111V109H206L205 111ZM218 110V109H217ZM216 110V111H217ZM240 108L238 107L237 111L239 112ZM240 110V112L242 111ZM251 110V108H250ZM71 111V110H70ZM115 111V110H114ZM117 111V110H116ZM121 111V112H122ZM137 111V110H135ZM142 111V110H141ZM154 111H157V110H154ZM172 111V110H171ZM175 111V109H174ZM177 111V110H176ZM260 111V110H259ZM82 112H84V114H82ZM89 112V111H88ZM87 112V113H88ZM95 112V111H94ZM93 112V113H94ZM96 112H99V111H96ZM118 112V111H117ZM148 112V111H147ZM153 112V111H152ZM215 112V111H214ZM212 112V113H214ZM249 112V111H248ZM92 112H89V114L91 115ZM119 113V112H118ZM171 113V112H170ZM175 113V112H174ZM212 113H210L212 115ZM217 113V112H215ZM220 113L221 116H220ZM247 113V112H246ZM250 113V112H249ZM73 114V115H74ZM88 114V115H89ZM112 114V113H110ZM121 114V113H120ZM155 114V112H154ZM261 115V113H259ZM87 115V114H86ZM89 115V116H90ZM156 115V114H155ZM177 115V114H176ZM210 115V116H211ZM235 115V114H233ZM239 115V116H238ZM237 115L236 113V117L232 116L235 119V121L239 120V117L242 116V114L240 115V113ZM85 116V117H84ZM110 116V115H109ZM116 116V115H115ZM119 116V117H120ZM154 116V115H153ZM220 116V117H219ZM76 117V116H75ZM177 117V116H176ZM204 117V116H203ZM229 117V118H228ZM246 117V116H245ZM248 117V116H247ZM98 118V117H97ZM113 117H109V122H110V119L112 120ZM116 118V117H115ZM213 118V115L212 117ZM108 119V117H107ZM216 119V120H215ZM219 119V121L217 120ZM227 119L229 121H227ZM240 119H244V117L240 118ZM246 119V118H245ZM248 119V118H247ZM209 120V119H208ZM263 120V119H262ZM261 120V121H262ZM99 121V120H98ZM101 121V119H100ZM103 121V120H102ZM107 121V120H106ZM105 121V122H106ZM210 121L208 122L209 123V127H211V123ZM227 121V122H226ZM232 121V120H231ZM234 121V120H233ZM232 121V122H233ZM233 122V123H236V122ZM260 121V123H261ZM104 122V123H105ZM167 122V121H166ZM231 124H228L230 125V127L228 129L230 130H233L234 131V127H232V123ZM242 121L240 120L239 121V124L242 125L241 123ZM249 122V121H248ZM96 123V122H95ZM94 123V124H95ZM98 123V122H97ZM97 123L95 124V126L97 125ZM173 123V122H172ZM207 123V124H208ZM238 123V122H237ZM90 124V127L91 126V123H88V125ZM99 124V123H98ZM103 125V123H101ZM106 124V123H105ZM226 124V126H228ZM239 124H233L235 127H237ZM247 124V123H246ZM86 125V128H88L89 126ZM93 125V123H92ZM113 125V124H112ZM162 125V124H161ZM178 124H175L173 125V130L175 128H177ZM217 125V126H216ZM241 125H239L241 127ZM243 125H245V121L243 120ZM88 126V127H87ZM94 126V125H93ZM175 126V127H174ZM179 127H181L180 123L178 125ZM183 126V125H182ZM208 126V125H207ZM219 126V127H218ZM238 126V127H239ZM201 127V126H200ZM199 127V128H200ZM215 129H214V128ZM239 127L240 131H241V128ZM246 128V126H244ZM242 127V128H244ZM81 128V127H80ZM85 128V127H84ZM94 128V127H93ZM91 128V130L93 129ZM161 128V127H160ZM159 128V129H160ZM171 128V131H173ZM207 128V127H206ZM219 128V129H218ZM224 129H227L225 127H223ZM223 128L221 130H223ZM83 129V128H81ZM89 129V128H88ZM98 129V128H97ZM104 129V128H103ZM218 129V130H216ZM238 129V128H237ZM238 129V130H239ZM254 129V128H253ZM79 130V129H77ZM77 130L75 131L76 133H79L77 132ZM85 130V129H84ZM90 130V129H89ZM109 130V129H108ZM112 130V129H111ZM115 130V129H114ZM179 130V129H178ZM198 130V129H197ZM220 130V131H221ZM237 130V131H238ZM252 130V129H251ZM255 130V129H254ZM97 131V130H95ZM104 131V130H103ZM170 131V130H169ZM199 131V130H198ZM197 131V132H198ZM236 131V130H235ZM234 131V132H235ZM253 131V130H252ZM256 131H260V133H264V123L263 124H259V127H257V130ZM74 132V133H75ZM89 132L91 131H87L88 135H89ZM115 132V131H112V133ZM121 132V131H120ZM200 132V131H199ZM223 132V131H221ZM220 132V133H221ZM233 132V133H234ZM243 132V131H242ZM248 131L246 129H244V132L242 135H240V133L238 132H235L236 134L238 133L239 137L241 136L242 138V141H240V138L238 137L237 141L241 144V142H243V145H245V147L248 148L247 150V154H250V157L253 162V168L254 167H260L261 168L264 166V156H263V151L259 148L258 149V141H256L257 143H254L252 144V137L250 138L249 136V133H247ZM71 134L73 132H70ZM74 133L71 135L73 136ZM81 133H85L84 131H81ZM151 133V132H150ZM155 133V132H154ZM171 133V132H170ZM174 133V132H173ZM179 133V132H178ZM235 133L233 134V136L235 135ZM259 133V134H260ZM69 134V133H68ZM67 134V135H68ZM102 134V133H101ZM118 134V133H116ZM115 134V135H116ZM122 134V133H121ZM185 134V133H183ZM187 134V133H186ZM223 134V133H222ZM258 134V132L256 133ZM66 137L67 135L64 134ZM76 135V134H75ZM74 135V136H75ZM81 136V134L79 133L78 135H76L75 137L78 138L77 136ZM86 135V133L84 134ZM82 135V136H84ZM104 135V134H103ZM208 135V134H207ZM236 135V136H238ZM91 136V135H90ZM113 136V135H112ZM117 136V135H116ZM195 136V135H194ZM202 136V135H201ZM210 136V135H209ZM209 136H208V139L204 137V135L202 136V138L206 139L205 142L203 143H207L205 145V147H207V149H205L204 145H203V148L205 149V151L207 152L208 156H211L209 155L210 154V148L211 147H214V150H215V140L211 143V141L209 140ZM263 136V135H262ZM75 137H69V140H75ZM85 137V136H84ZM87 137V136H86ZM101 137V136H100ZM106 137V136H105ZM118 137V136H117ZM153 137V135H152ZM196 137V136H195ZM259 137V135L256 136V139H259L257 138ZM65 138V137H64ZM64 138H61L62 142L64 140ZM68 138H65L66 140H68ZM83 138V137H82ZM94 138V137H93ZM102 138V137H101ZM107 138V137H106ZM105 138V140H106ZM111 138V137H110ZM167 138H170V137H167ZM166 138V139H167ZM185 138V137H183ZM197 138V137H196ZM211 138V136H210ZM236 138V137H235ZM234 138V139H235ZM100 139V138H99ZM104 139V138H103ZM109 139V137H108ZM172 139V138H171ZM215 139V138H213ZM220 139V140H219ZM233 139V138H232ZM54 140V141H55ZM191 140V139H189ZM198 140V139H197ZM236 140V139H235ZM52 141V142H51ZM102 141V140H101ZM99 141V142H101ZM123 141V140H122ZM166 141V140H165ZM195 141V140H194ZM203 141V140H202ZM201 141V142H202ZM208 141V142H207ZM216 141V142H217ZM60 142V140H59ZM65 142V141H64ZM98 142V141H97ZM104 142V141H103ZM112 142V141H110ZM109 142V143H110ZM124 142V141H123ZM134 142V141H132ZM148 142V143H149ZM157 142V141H156ZM172 142V140L170 141ZM168 142V143H170ZM177 142V141H176ZM209 142L211 144H209ZM220 142L218 144H220ZM233 142V141H232ZM235 142V141H234ZM50 143H52L50 145ZM58 143V142H57ZM102 143V142H101ZM113 143V142H112ZM110 143V144H112ZM131 143V141H130ZM135 144L137 142H134ZM152 143V142H151ZM166 143V142H165ZM198 143V141H197ZM263 143V142H262ZM66 144V143H65ZM70 144V143H69ZM89 144V143H88ZM90 144H94V143H90ZM97 144V143H96ZM106 145V142L104 143ZM133 144V143H131ZM217 144V145H218ZM239 144V145H240ZM71 145V144H70ZM69 145V147H70ZM98 145V144H97ZM95 145V146H97ZM101 145V144H99ZM129 145V144H128ZM137 145V144H136ZM202 146V143L200 144ZM198 145V147L200 146ZM209 145V146H207ZM221 145V144H220ZM229 145V144H228ZM55 146V147H54ZM73 146V145H72ZM89 145H86V149ZM93 146V145H92ZM108 144L105 146L107 147ZM111 146V145H110ZM138 146V145H137ZM136 146V147H137ZM145 146V145H144ZM149 146V145H148ZM156 146V145H155ZM196 146V145H195ZM211 146V147H210ZM224 146H218V147H221V148H224ZM91 147V145L89 146ZM88 147V148H89ZM103 147V146H102ZM127 147V146H126ZM130 147V146H128ZM157 147V146H156ZM210 147V148H209ZM217 147V149H218ZM232 147L231 148V151L234 150V146H230ZM261 147H262V144H261ZM76 148V147H75ZM96 148V147H94ZM93 148V149H94ZM100 148V147H99ZM98 148V149H99ZM122 148V147H121ZM145 148V147H144ZM171 148V147H170ZM221 148H219V151L220 154H218V152H215L217 153L216 155H214L215 159L218 158L217 155H219L220 159H223V152H221ZM73 149V148H72ZM76 149H83V147H79V148H76ZM155 149V148H153ZM213 149V148H211ZM228 149L229 148H226L227 150V153H228ZM233 149V150H232ZM264 149V148H263ZM95 150V149H94ZM102 150V149H101ZM105 150V149H104ZM107 150V149H106ZM148 150V149H147ZM177 150V149H176ZM197 150V149H196ZM202 150V149H201ZM201 150L199 149V152H201ZM78 151V150H77ZM103 151V150H102ZM117 151V150H116ZM204 152V150H202ZM209 151V153H208ZM217 151V150H216ZM225 151V150H224ZM230 151V152H231ZM75 152V151H74ZM90 152H93V150L91 149ZM151 152V151H150ZM153 152V151H152ZM177 152V151H176ZM197 153H199L198 151H196ZM206 152L203 153V157L205 158V160H207L208 158H206L204 155H206ZM87 153V152H86ZM94 153V152H93ZM99 153V152H98ZM101 153V152H100ZM119 153V152H118ZM123 153V152H122ZM159 153V152H158ZM157 153V154H158ZM165 153V152H164ZM167 153V152H166ZM202 153V152H201ZM181 154V153H180ZM184 154V153H183ZM213 154H214V151H213ZM91 155V154H90ZM99 155V154H98ZM103 155V154H102ZM108 155V154H107ZM112 155V154H110ZM128 155V154H127ZM135 155V154H134ZM167 155V154H166ZM195 155V154H194ZM197 155V154H196ZM200 155V154H199ZM231 155V154H230ZM88 156V155H87ZM106 156V155H105ZM118 156V155H117ZM122 156V155H121ZM161 156V155H160ZM159 156V157H160ZM175 156V155H174ZM179 156V155H178ZM187 156V155H185ZM201 156V158H202ZM207 156V157H208ZM217 156V157H216ZM227 155H225L224 153V157H226ZM232 156V155H231ZM83 157V156H81ZM80 157V158H81ZM104 157V156H102ZM107 157V156H106ZM113 157V156H112ZM119 157V156H118ZM158 157V158H159ZM183 157V156H181ZM228 157H230L228 155ZM236 157V156H234ZM77 158V157H76ZM79 158V157H78ZM116 158V157H115ZM137 158V157H136ZM143 158V157H142ZM238 158V157H236ZM236 158L234 160H236ZM84 159H85V156H84ZM148 160V158H146ZM91 160V158L89 159ZM106 160V159H105ZM181 160H183L181 158ZM189 160V159H188ZM203 160V159H202ZM209 160H210V157H209ZM213 160V159H212ZM228 160V158H227ZM232 160V158H229V161ZM249 160V161H250ZM124 161V160H123ZM190 161V160H189ZM196 161V160H195ZM219 161V160H217ZM222 161V160H220ZM219 161V162H220ZM225 161V160H223ZM222 161V162H223ZM237 162L239 161V159L236 160ZM94 162V160H93ZM145 163L147 162L146 160L144 161ZM214 162V161H212ZM225 162H228V161H225ZM234 162V161H233ZM78 163V162H77ZM99 163V162H98ZM102 163H104L102 161ZM167 163V162H166ZM172 163V162H171ZM101 164V163H99ZM200 164V163H198ZM204 164V163H202ZM228 164V163H226ZM230 164V163H229ZM228 164V168H229V165ZM173 165H176V164H173ZM189 165V164H188ZM193 165V164H192ZM196 165V164H195ZM206 165H207V162H206ZM84 166V165H83ZM118 166V165H117ZM133 166V165H132ZM137 166V165H136ZM186 166H187V163H186ZM199 166V165H198ZM210 166V165H209ZM213 167L215 166V163L212 165ZM222 166V165H221ZM97 167V166H96ZM103 167V166H102ZM115 167V166H114ZM166 167V166H165ZM174 167V166H173ZM176 167V166H175ZM178 169H173L170 170L172 173L175 172V170L177 171L178 170V173L181 171V168L179 167V165L177 166ZM176 167V168H177ZM203 167V165H202ZM216 167V166H215ZM249 167V166H248ZM105 168V167H103ZM101 168V169H103ZM171 168V167H170ZM184 168V167H182ZM195 168V167H194ZM200 168V167H199ZM210 168V167H209ZM208 168V169H209ZM221 168V167H220ZM49 169H57L59 171V173H57L55 175V177L52 176V174L49 172ZM95 169V168H94ZM154 169V168H153ZM185 169V168H184ZM190 169V168H189ZM192 169V168H191ZM197 169V168H196ZM194 169V170H196ZM201 169V168H200ZM223 171H224V168H222ZM226 169V168H225ZM251 169V168H250ZM87 170V169H86ZM100 170V169H99ZM151 170V169H150ZM193 170V169H192ZM207 170V169H206ZM210 170V169H209ZM228 170V169H227ZM232 170V168H231ZM242 170V169H241ZM262 170V169H261ZM264 170V168H263ZM101 171V170H100ZM116 172H121L120 169H115ZM153 171V170H152ZM218 171H221L220 169ZM226 171V170H225ZM224 171V172H225ZM229 171V170H228ZM251 171V170H250ZM151 172V171H150ZM164 172V171H163ZM183 172V171H182ZM190 172V171H189ZM203 172V171H202ZM216 172V171H215ZM243 172V170H242ZM255 172V171H254ZM91 173V172H90ZM165 173V172H164ZM163 173V174H164ZM200 173V172H198ZM196 172V174H198ZM217 174H219L218 172H216ZM227 173V172H226ZM226 173H224L225 175H227ZM232 173V172H231ZM238 173V172H237ZM264 173V171H263ZM109 174V173H108ZM181 174H184L180 172V175ZM215 174V173H214ZM223 174V173H220V175ZM67 175V176H66ZM193 178L195 177V174L193 173ZM210 175V173H209ZM218 175V176H220ZM108 176V175H107ZM200 176V175H198ZM204 176V175H203ZM223 176V175H222ZM264 176V175H263ZM87 178L90 177V176H86ZM181 177V176H180ZM213 177H215V175H213ZM224 177V176H223ZM227 176H225L224 178H226ZM235 177V176H234ZM238 177V176H237ZM260 177V176H259ZM19 179L20 181L19 182H15L16 180L15 179ZM85 178V177H84ZM122 178L123 179H127L126 181H122L121 183H117L115 186V189H112L114 192H117L118 194L122 193V196L123 195H126V197L128 199H130L129 197H132V195L138 193V192H149L150 191V183H149V180L152 178H150V175H135L134 174H131L130 171H127V172H122ZM191 178V177H190ZM199 178V177H198ZM82 179V178H81ZM155 179V178H154ZM173 179V178H172ZM182 179V178H180ZM211 179V177L209 178ZM215 179H217L215 177ZM244 179V177L242 178ZM88 180V179H87ZM186 180V179H185ZM189 180V179H188ZM218 180V179H217ZM221 181H223V179L220 178ZM235 180V179H234ZM241 180V179H240ZM256 180V179H255ZM258 180V179H257ZM260 180V179H259ZM259 180L257 182H259ZM263 180V178H262ZM260 180V181H262ZM72 181V180H71ZM83 181V179H82ZM86 181V180H85ZM102 181V180H101ZM169 181V180H168ZM177 181V180H176ZM192 181V179H191ZM201 181V180H200ZM212 181V180H211ZM214 181V180H213ZM212 181V182H213ZM227 181H230V180H227ZM243 183H245L244 181L245 180H242ZM100 182V181H99ZM219 182V181H218ZM247 183H249L248 181H246ZM255 182V183H257ZM264 182V181H263ZM199 183V181H198ZM232 183V182H230ZM239 183V182H238ZM240 183H242L240 181ZM239 183V184H240ZM246 183V184H247ZM105 184V183H104ZM211 184V183H210ZM218 184V183H217ZM233 184H237L236 181L235 183ZM232 184V185H233ZM254 184V183H253ZM258 184V183H257ZM264 184V183H263ZM202 185H204V183H202ZM207 185V184H206ZM205 185V186H206ZM212 185H216V184H213ZM241 185V184H240ZM239 185V187H240ZM249 185V184H248ZM71 186H75L76 188H73ZM107 186V185H106ZM165 186V185H164ZM178 186V185H177ZM211 186V185H210ZM219 186V185H218ZM226 186V185H225ZM224 186V187H225ZM228 186V185H227ZM238 184L235 186L237 187ZM255 186V185H254ZM254 186H252L254 188ZM92 187V185H91ZM168 187H169V184H168ZM176 187V186H175ZM208 187V186H206ZM234 187V186H233ZM256 187V186H255ZM262 187V186H260ZM260 187H258L260 189ZM210 187H208L207 189H209ZM220 188V186H219ZM228 188V187H227ZM243 188V186H241V189ZM246 188V187H245ZM250 188V187H249ZM252 191H255L257 190L258 188L254 189ZM264 188V187H263ZM262 188V189H263ZM76 189V190H75ZM183 189V188H182ZM203 189V188H202ZM201 189V190H202ZM244 189V188H243ZM247 189V188H246ZM245 189V192L248 190ZM261 189V190H262ZM92 190V189H91ZM111 190V191H112ZM191 190V189H189ZM206 190V189H205ZM203 189V192L205 191ZM213 190V189H212ZM220 190V189H219ZM227 190V189H225ZM88 191V190H87ZM176 191V189H175ZM228 191V190H227ZM234 191V190H233ZM244 191V190H243ZM260 191V190H259ZM264 191V190H262ZM95 192V191H94ZM181 192V191H180ZM207 192V190L205 191V193ZM210 192V191H209ZM215 192V190H214ZM250 192V191H249ZM258 192V190H257ZM1 193V192H0ZM76 193H77V196H76ZM183 193V192H181ZM188 193V192H187ZM208 193V192H207ZM212 193V191H211ZM222 193V191H221ZM227 193V192H226ZM261 193V191H260ZM98 194V195H97ZM210 194V193H209ZM208 194V195H209ZM215 194V193H214ZM218 194V193H216ZM224 193H222L223 195ZM232 194V192H231ZM235 193H233L234 195ZM263 194V193H262ZM148 195V194H147ZM164 195V194H163ZM189 195V194H188ZM191 195V193H190ZM239 195V194H238ZM261 195V194H260ZM13 196V195H12ZM203 196V195H202ZM216 196V195H215ZM214 196V197H215ZM9 197V196H8ZM26 197V195H25ZM179 197V196H178ZM198 197V196H197ZM237 197V196H236ZM239 197V196H238ZM15 198V200H14ZM21 199H24L22 197H20ZM28 198V197H27ZM123 198V197H122ZM199 198V197H198ZM197 198V199H198ZM208 198V197H207ZM206 196H205V199H207ZM211 198V197H210ZM213 198V197H212ZM225 198V197H224ZM264 198V197H263ZM12 202H14L13 205L17 206V203H19V201L17 202V197L13 196V198H11ZM135 199V198H134ZM164 199V198H163ZM176 199V198H175ZM217 199L219 201V198L217 196ZM217 199L215 201H217ZM235 199V198H233ZM3 200V199H2ZM7 200V198H6ZM14 200V201H13ZM86 200V201H84ZM131 200V199H130ZM129 200V201H130ZM133 200V199H132ZM161 200V199H160ZM201 200V199H200ZM245 200V198H244ZM10 201V200H9ZM10 201V203H12ZM128 201V200H126ZM145 201V199H144ZM168 201V200H167ZM166 201V202H167ZM177 201V200H176ZM175 201V202H176ZM211 201V200H210ZM236 201V200H235ZM238 201V200H237ZM237 201L234 203L235 206H230L235 208L236 207V204H237ZM242 201V199H240V202ZM5 201H3L4 203ZM21 202V201H20ZM135 203V201H133ZM184 202V201H183ZM195 202V201H194ZM212 202V201H211ZM227 202V201H226ZM2 203V205H3ZM6 203H8L6 201ZM201 203V202H200ZM206 203V201H205ZM222 203V202H221ZM221 203L219 205L218 203V206H221ZM223 203H225L223 201ZM222 203V204H223ZM230 203V202H229ZM228 203V204H229ZM242 203V202H241ZM247 203V202H246ZM257 203V202H256ZM5 204V203H4ZM25 204V202H24ZM130 204V203H129ZM162 204V203H161ZM190 204V203H189ZM197 204V203H196ZM195 204V205H196ZM1 205V203H0ZM7 205V204H6ZM9 205V204H8ZM12 205V204H11ZM27 205V204H26ZM142 205V203H141ZM139 205V206H141ZM177 205V204H176ZM225 205V204H224ZM241 205H244V204H241ZM143 206V205H142ZM141 206V207H142ZM189 206V205H188ZM197 206V205H196ZM206 206V205H205ZM214 206V205H213ZM226 206V205H225ZM229 207V205H227ZM253 206V205H252ZM26 207V206H25ZM199 207V206H198ZM215 207V206H214ZM224 207V206H223ZM237 207L240 208V206L238 205ZM256 207L258 206H255V209ZM1 208V206H0ZM121 208V207H120ZM156 208V207H155ZM203 208V206H202ZM212 208V207H211ZM210 208V209H211ZM219 208V207H218ZM252 208V207H251ZM254 208V206H253ZM259 208V207H258ZM257 208V209H258ZM9 207L8 206H5V207H2L1 208V211L2 213L0 212V215L3 214V216H7V213H8V210ZM13 208H10V210H12ZM33 209V208H32ZM133 207L130 208L128 211L126 209V212L128 213L127 217L129 216V218L132 216L131 212L133 211ZM175 209V208H174ZM183 209V208H182ZM193 209V208H192ZM225 209V208H224ZM242 209V208H241ZM239 209V210H241ZM260 209V208H259ZM137 210H139L137 208ZM202 210V209H201ZM216 210V209H214ZM219 210V209H218ZM216 210L215 213L218 211ZM26 211V210H25ZM161 211V210H160ZM159 211V212H160ZM179 211V209H178ZM200 211V210H199ZM205 211V210H204ZM233 211V210H232ZM260 211V210H259ZM33 212V211H32ZM31 212V214H32ZM35 212V210H34ZM196 212V211H195ZM225 212V210H224ZM245 212V210H244ZM257 212V211H256ZM264 212V210H263ZM154 213V212H153ZM162 213V212H161ZM160 213V214H161ZM181 213V212H180ZM205 213V212H204ZM213 213V212H212ZM218 213L217 212V218L219 219V216H218ZM221 213V212H220ZM219 213V214H220ZM14 214V213H12ZM37 214V213H36ZM159 214V213H158ZM203 214V213H202ZM225 214V213H224ZM224 214H221L220 218H224ZM232 214V213H230ZM235 214V212H234ZM239 214H242L239 212ZM257 214V213H256ZM9 215V214H8ZM24 215V213H23ZM236 215V214H235ZM243 215H246V212L243 213ZM2 216V215H1ZM15 216V214H14ZM17 216V215H16ZM202 216V215H201ZM216 216V215H214ZM234 216V215H233ZM238 216V215H237ZM241 216V215H240ZM8 217V216H7ZM28 217V216H27ZM30 217V216H29ZM162 217V216H161ZM195 217V216H194ZM231 218V215L228 216ZM227 217V218H228ZM20 218V217H19ZM32 218V217H31ZM201 218V217H200ZM212 218V217H211ZM214 218V217H213ZM214 218V219H215ZM222 218V219H223ZM240 217H238L237 219H239ZM245 218H247V216H245ZM249 218V217H248ZM12 220V218H11ZM150 220V219H149ZM228 220V219H227ZM9 221V220H8ZM155 221V220H154ZM211 221V220H210ZM241 221V220H240ZM50 222V221H49ZM190 222V221H189ZM202 222V221H201ZM219 222L220 224L222 223V221H217ZM231 223V221H226V223ZM246 222V221H245ZM248 222V220H247ZM246 222V223H247ZM194 223V222H193ZM212 223V222H211ZM214 223V222H213ZM224 223H225V220H224ZM239 223V222H238ZM12 224V223H11ZM34 224V223H33ZM148 224V223H147ZM155 224V223H154ZM188 224V223H187ZM210 224V223H209ZM216 224V223H215ZM215 224L213 226H215ZM235 224V223H234ZM233 224V225H234ZM248 224V223H247ZM195 225V224H194ZM201 225V224H200ZM207 225V224H206ZM227 225V224H226ZM225 225V226H226ZM231 225V226H233ZM35 226V224H34ZM42 226V225H41ZM50 226V225H49ZM177 226V225H176ZM191 226V225H190ZM224 226V224L222 225ZM221 226V227H222ZM224 226V227H225ZM230 226V225H229ZM229 226H226V227H229ZM230 226V227H231ZM69 227V226H68ZM146 227V226H145ZM153 227V226H152ZM185 227V226H184ZM235 226H233L232 228H234ZM39 230L40 227H38ZM48 228V227H46ZM139 228H142L139 227ZM148 228V226H147ZM183 228V227H182ZM190 228V227H189ZM192 228V227H191ZM207 228V227H206ZM216 228H219V227H216ZM8 229V228H7ZM34 229V228H33ZM49 229V228H48ZM155 229V228H154ZM225 230L228 231L227 228H224ZM44 230V229H43ZM161 230V229H160ZM181 230V229H180ZM216 230H219V229H216ZM233 230V229H232ZM230 230V231H232ZM236 230V228L234 229ZM38 231V230H37ZM56 231V230H54ZM158 232V230H156ZM189 231V230H188ZM221 231L222 228H221ZM226 232V236H228L227 234H229L230 232L228 231V233ZM262 231V230H261ZM264 231V230H263ZM28 232V231H27ZM42 232V231H41ZM38 231L37 235L39 233H41ZM48 232V230H47ZM145 232V231H144ZM172 232V231H171ZM194 232V231H193ZM192 232V233H193ZM219 232V231H218ZM224 232V233H225ZM237 232V230H236ZM12 233V232H11ZM20 233V232H19ZM44 233H46V231L44 230ZM50 232H48L47 234H44V235H52L51 233L49 234ZM177 233V232H175ZM190 233V232H189ZM200 233V232H199ZM224 233H222L221 235H223ZM43 234V233H42ZM41 234V237H45L44 235ZM54 234V233H53ZM61 234V233H60ZM161 234V233H160ZM188 234V233H187ZM204 234V233H203ZM220 234V233H219ZM4 235V234H3ZM7 235V234H5ZM65 235V234H64ZM207 235V234H206ZM235 235V234H234ZM1 236V234H0ZM8 236V235H7ZM31 236V235H30ZM35 236V235H34ZM50 236H47L46 238ZM156 236V234H155ZM167 236V235H166ZM176 237V235H174ZM204 236V235H203ZM209 236V235H208ZM220 236V235H219ZM253 236V235H252ZM5 237V236H4ZM40 237V235H39ZM42 237V238H43ZM161 237V236H159ZM185 237V236H184ZM43 240L46 242V241H49L48 240ZM56 238V237H55ZM63 238V237H61ZM145 238L148 240L147 237H144L140 231H136L134 232L133 235H131L130 237H128L122 244L121 247H119L118 249H116L114 252H112L110 254V256L108 257V259L103 263V264H144L145 262V259H154L155 257H157L158 255H160V252L158 250H155L153 252H147L145 253V251H141L142 250V246L144 245V240ZM157 238V237H156ZM218 238V237H217ZM5 239V238H4ZM16 239V238H15ZM40 239V238H39ZM155 239V238H154ZM153 239V240H154ZM158 240H160V238H157ZM169 239V238H168ZM171 239V238H170ZM212 239V238H211ZM222 239V238H221ZM224 239V238H223ZM226 239V238H225ZM8 240V239H7ZM56 240V239H55ZM64 240V239H63ZM157 240V242H159ZM176 240V239H175ZM207 240V239H206ZM205 240V241H206ZM6 241V240H5ZM37 241V240H36ZM60 241V240H58ZM70 241V240H68ZM169 241V240H168ZM167 241V242H168ZM178 241V239H177ZM194 241V240H192ZM226 241V240H225ZM43 242V244L45 243ZM166 242V243H167ZM171 242V241H169ZM174 242V241H173ZM173 242L172 245H173ZM227 242V241H226ZM229 242V240H228ZM227 242V244H228ZM231 242V241H230ZM2 244V242H0ZM4 243V242H3ZM38 243V242H36ZM165 243V244H166ZM180 243H183V242H180ZM196 243V241H195ZM224 243V242H223ZM259 243V242H258ZM11 244V243H10ZM177 244V242H176ZM194 244V243H192ZM232 244V243H231ZM260 244V243H259ZM264 244V242H263ZM263 244L261 246H258L257 245V249L256 251L254 252V255L253 257L255 259H257V262L256 264H260L261 262L260 259H262L263 255H264V249H263ZM7 245V244H6ZM16 245V244H15ZM14 245V246H15ZM29 245V244H28ZM37 245H40V244H37ZM36 245V246H37ZM48 245V244H47ZM70 245V244H69ZM68 245V246H69ZM158 245V244H157ZM215 245V244H214ZM217 245V244H216ZM5 246V245H4ZM42 246V245H41ZM40 246V247H41ZM45 246V245H44ZM184 246V245H183ZM192 246V245H190ZM195 246V245H194ZM233 246V245H232ZM23 247V246H22ZM26 247V246H24ZM43 247V246H42ZM52 247V246H51ZM179 247V245L177 246ZM221 247V246H220ZM5 248V247H4ZM4 248L2 246V248L0 247V249L4 251ZM47 248V247H46ZM46 248H43V249H46ZM54 248V247H53ZM144 248V247H143ZM169 248V247H168ZM174 248V246H173ZM183 248V247H182ZM193 248V246H192ZM218 248V247H217ZM7 250V247L5 248ZM164 249V248H163ZM177 248H175V251H176ZM229 249V248H228ZM253 249V248H252ZM60 250V249H59ZM68 250V249H67ZM234 250V249H233ZM231 250L230 248V251H233ZM237 250V249H236ZM45 251V250H44ZM81 251V250H80ZM83 251V252H84ZM241 251V250H240ZM1 252V251H0ZM55 252V250H54ZM61 252H63L61 250ZM84 252V253H85ZM174 252V251H173ZM242 252V251H241ZM263 252V253H262ZM5 253V252H4ZM24 253V252H23ZM31 253V252H30ZM35 253V252H34ZM48 253V252H47ZM46 253V254H47ZM51 253V252H50ZM48 253V254H50ZM162 253V251H161ZM185 253V252H184ZM187 253V252H186ZM237 253V251H236ZM3 254V253H2ZM18 254V253H17ZM164 254H167V257L169 255V260L167 261L168 263L167 264H193V262H191L192 260H186V259H181L179 257H177L174 253H163ZM198 254V253H197ZM209 254V253H208ZM239 254V253H238ZM244 254V253H243ZM57 255V254H56ZM184 255V254H183ZM188 255V254H187ZM210 255V254H209ZM213 256V254H211ZM27 256V255H26ZM70 256V255H69ZM219 258H217V256L215 257V259H219L218 261H220V258H221V253L220 255H218ZM232 255L229 254V257H231ZM56 257V256H55ZM67 257V256H66ZM91 257V256H90ZM197 257V256H196ZM242 257V256H241ZM249 257V256H248ZM26 258V257H25ZM65 258V257H64ZM63 258V259H64ZM80 258V257H79ZM235 258V257H233ZM251 258V257H250ZM66 259V258H65ZM64 259V260H65ZM164 259V257H163ZM238 259V258H237ZM241 260V258H240ZM244 260V259H243ZM76 261V260H75ZM56 262V261H55ZM60 262V261H59ZM58 262V263H59ZM72 262V261H71ZM57 263V262H56ZM75 263V262H74ZM159 263V262H158ZM200 263V262H199ZM51 264V263H50ZM152 264H154L152 262Z\"/></svg>","mask_w":264,"mask_h":264},{"label":"crops","instance_id":"obj_3","mask_svg":"<svg viewBox=\"0 0 264 264\" xmlns=\"http://www.w3.org/2000/svg\"><path fill=\"white\" fill-rule=\"evenodd\" d=\"M257 213H262V216L258 217L259 219L252 224L251 229L246 232V234H245L246 236H243L241 238H237L235 240V243L233 244V246L231 245V247H230L231 250H233V249L234 250L230 251L231 253H233L231 256L232 260H231L230 264H256L257 259H255L253 257L254 252L257 249V245L261 246L264 242V231H263L264 230V212L262 211V212H257ZM263 246H264V244H263ZM230 248L229 249L226 248V250H230ZM263 249H264V247H263ZM240 250L242 251L241 253H240ZM236 251H237V253H236ZM223 254H224V252L222 253L221 257H223ZM240 254L243 255L242 257H240L241 260L239 258ZM233 257H235V258H233ZM259 262H261L260 264H264V255H263L262 259H260Z\"/></svg>","mask_w":264,"mask_h":264},{"label":"snow or ice","instance_id":"obj_4","mask_svg":"<svg viewBox=\"0 0 264 264\" xmlns=\"http://www.w3.org/2000/svg\"><path fill=\"white\" fill-rule=\"evenodd\" d=\"M217 6H219L220 0H216Z\"/></svg>","mask_w":264,"mask_h":264}]
</instances>
